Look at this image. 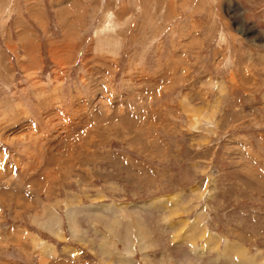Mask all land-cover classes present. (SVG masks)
<instances>
[{"label":"rangeland","instance_id":"rangeland-1","mask_svg":"<svg viewBox=\"0 0 264 264\" xmlns=\"http://www.w3.org/2000/svg\"><path fill=\"white\" fill-rule=\"evenodd\" d=\"M260 1L0 0V264L99 207L106 264H264L262 63L221 78Z\"/></svg>","mask_w":264,"mask_h":264},{"label":"crops","instance_id":"crops-1","mask_svg":"<svg viewBox=\"0 0 264 264\" xmlns=\"http://www.w3.org/2000/svg\"><path fill=\"white\" fill-rule=\"evenodd\" d=\"M264 1V0H263ZM260 1L259 3L255 4V6L257 5L258 7H260L261 12H256V8L254 7H250V2L245 4L248 6V9H242L241 11L237 12V15H240L242 19H245L246 16H244L247 12L248 14H255V15H259L257 17V20H261L264 24V2ZM233 30H236V32L240 35H242V38L248 40V42L250 43V45L252 47L248 48L247 50L245 49V52L247 54H243L240 55V51L236 54H233L232 52V56H230V58H225V66L224 68L221 69L222 71V80H227L228 78H232V79H236V82L241 83V85L243 86H247L250 80V77L247 76H243L241 75V70L243 71V69H245V66H243V64H247L248 66H251V68H255L258 67L257 65H259V62H261V68H258L257 70H261L262 72V87L261 90L259 91V93L262 95V99H261V103H262V110L264 111V25L262 28L259 27H250V26H244L243 24H239L236 27H234ZM254 32L255 34H257L258 32H261V44L256 42V37H253L252 39H250V35L252 32ZM255 36V35H254ZM250 39V41H249ZM260 40V39H259ZM248 43V44H249ZM248 45V46H250ZM254 46H258L261 49H255ZM246 77V78H245ZM243 78V79H242ZM221 80V81H222ZM238 83L236 84V86L238 85ZM232 84V83H231ZM247 84V85H246ZM233 85H235L233 83ZM235 86V87H236ZM167 193V192H165ZM169 194V192L167 193ZM164 194V195H167ZM155 197L149 198L147 200H134L135 202L133 204H131L132 206H141L143 202H149L150 200L154 199ZM158 199V198H157ZM137 201V202H136ZM92 203L94 205L99 204V203H103L104 205L109 204L103 201H94L92 200ZM119 203H123V202H119ZM118 203V204H119ZM155 203V202H154ZM114 205V209L117 210L116 207L117 203H110ZM103 205V206H104ZM120 205V204H119ZM99 206V205H98ZM154 206V205H153ZM152 206V207H153ZM157 206V204L155 205ZM121 207V206H119ZM103 210L100 211L102 213H106L105 209L106 208H96L93 210ZM91 210V215L89 216L88 220H86L83 224L81 222H79V216H77V222H78V227L80 229V233L78 237H74L71 236L73 238H76L77 241L79 242V240H82V242L84 243V247L85 249H83L82 247L78 246V244L76 243H67L65 241H62L60 239L63 238H53L50 240L48 239V237L46 236H42V233L39 236V238L44 242V247H47L43 250H36V249H29L28 251H24L25 254L24 257L26 256V258L28 257V261L30 263L34 262L35 264H79V261H77V259H75V256L78 257L81 253V251L84 250V255L88 256L89 259H91L90 263L88 264H106V256L110 257V256H114V257H118V259L116 260L118 263L122 262L124 260H121V258L119 259V257H124V243H119L118 246H116V248L114 247H108L106 249V215L104 214L102 217V221H97L94 219L95 215V211ZM130 213V212H129ZM126 214V213H125ZM128 215V214H126ZM130 216H134L135 218L138 215L135 214H129ZM98 217V216H97ZM141 217V216H140ZM139 218V217H137ZM66 221L67 218L65 217ZM139 220V219H138ZM90 221H94L95 226L92 227L90 225ZM68 225V223H67ZM11 228V226H10ZM14 230V229H13ZM120 231L123 235V233L125 232V227L121 226ZM90 232L92 233V236L90 235ZM88 234V235H87ZM117 240V238H114ZM102 242V247H100V243ZM49 243V244H48ZM52 246V251L49 249V247ZM59 247V249H58ZM40 248V247H39ZM68 249V250H67ZM135 254V252H134ZM94 257V259H93ZM69 260V261H68ZM125 261H127V259H125ZM134 261V260H133ZM130 264L132 263V261L129 262ZM134 263V262H133Z\"/></svg>","mask_w":264,"mask_h":264}]
</instances>
